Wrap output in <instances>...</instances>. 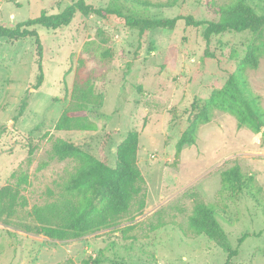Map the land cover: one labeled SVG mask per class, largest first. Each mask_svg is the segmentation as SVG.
Listing matches in <instances>:
<instances>
[{
    "label": "rangeland",
    "instance_id": "374dc122",
    "mask_svg": "<svg viewBox=\"0 0 264 264\" xmlns=\"http://www.w3.org/2000/svg\"><path fill=\"white\" fill-rule=\"evenodd\" d=\"M71 1L0 0V24L13 25L41 11L57 13ZM86 1L93 7L110 3ZM146 1L153 4L150 16L211 20L217 17L214 8L233 0ZM253 2L264 10V0ZM35 29L40 58L34 38H0V188L14 183L13 173L28 175L20 188L26 205L11 219L0 220V264H224V249L190 227L196 200L212 206L229 248L237 250L228 264H264L261 132L239 128L233 115L214 109L210 121L198 127L195 144L175 157L193 100L206 99L223 86L247 47L264 43V26L257 34L229 32L206 42L201 27L178 20L173 29L148 30L139 38L136 29L122 23L76 13L66 27ZM39 61L43 81L36 87ZM246 76L264 109V52ZM74 86H91L99 97L88 109L95 131L53 129L73 102ZM23 100V113L13 119ZM130 130L139 135L142 209L134 202L115 224L75 240H51L23 229L30 224L31 207L51 201L48 189L56 194L57 184L74 167L70 159L50 158L54 139L99 157L101 139L110 132L103 155L114 166L116 147ZM31 145L35 149L29 156ZM235 164L254 175L261 187L258 198L221 186L220 173Z\"/></svg>",
    "mask_w": 264,
    "mask_h": 264
},
{
    "label": "trees",
    "instance_id": "16d2710c",
    "mask_svg": "<svg viewBox=\"0 0 264 264\" xmlns=\"http://www.w3.org/2000/svg\"><path fill=\"white\" fill-rule=\"evenodd\" d=\"M152 6L153 4L146 0H110L104 7H93L86 0H72L57 13L47 14L41 11L39 15L13 25L0 24V38L14 40L32 37L37 46V57L40 58L42 47L35 27L41 26L48 30L66 27L76 13L93 14L105 21L122 23L136 29L139 38L148 30L173 29L178 20H183L186 26L201 27L202 37L206 42L214 35L229 32L257 34L264 26V10L256 6L253 0H233L216 7L213 11L217 17L211 20H198L192 15L157 18L148 15ZM263 52L264 43H251L222 87L213 90L206 99L193 100L186 118V127L175 144L176 158L185 146L195 144L198 127L210 121L214 109L233 115L239 128L247 127L255 133L261 132V140L264 141V109L246 76L247 69L257 68ZM42 81L43 73L39 61L35 86L38 87ZM71 97L73 102L61 112L53 129L95 131L97 126L90 120L88 109L90 105L97 103L99 97L93 93L92 87L74 86ZM25 107L26 100H23L13 119L18 118ZM44 135H47V132ZM110 135V132H107L102 137L99 157L68 140H53L50 158L60 161L70 159L74 162V167L67 177L57 184L56 194L52 189H48L51 201L33 205L28 211L30 224L25 223L22 226L26 232L42 234L57 241L75 240L115 224L130 210L134 202H138L140 209L144 207L143 176L137 165L138 132L128 131L117 145L114 166H110L103 155ZM34 149L33 145L29 147V156L33 154ZM12 177L15 178L13 184L9 183L0 188V220L11 219L16 216L19 207L26 205L20 188L28 183V175L21 172L18 175L13 173ZM220 182L223 188L234 193L248 190L254 198H258L257 193L261 192L254 175L242 173L236 164L220 173ZM189 223L196 234H204L224 249L227 253L224 264H228L229 259L237 255L236 249L229 248L226 234L215 218L212 206L196 200ZM244 237L245 234L237 242L241 243ZM95 263L91 260L82 262Z\"/></svg>",
    "mask_w": 264,
    "mask_h": 264
}]
</instances>
